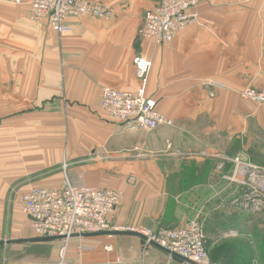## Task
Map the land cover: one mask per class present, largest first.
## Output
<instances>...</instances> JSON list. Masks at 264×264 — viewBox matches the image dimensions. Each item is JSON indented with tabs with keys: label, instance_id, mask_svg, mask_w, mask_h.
Listing matches in <instances>:
<instances>
[{
	"label": "crops",
	"instance_id": "obj_1",
	"mask_svg": "<svg viewBox=\"0 0 264 264\" xmlns=\"http://www.w3.org/2000/svg\"><path fill=\"white\" fill-rule=\"evenodd\" d=\"M22 1L0 0V264H55L64 245L37 239L21 199L32 186L61 185L64 163L72 181L123 193L114 225L201 218L214 237H252L231 217L228 177L230 158L246 157L252 139L264 144V105L240 95L264 89V0H199V23L165 45L138 35L161 0H94L115 18L71 19L64 35L33 22L32 0ZM136 58L152 62L147 95L171 127L132 131L102 109L105 87H141ZM143 244L74 239L68 264H168L156 247L144 257Z\"/></svg>",
	"mask_w": 264,
	"mask_h": 264
},
{
	"label": "built area",
	"instance_id": "obj_2",
	"mask_svg": "<svg viewBox=\"0 0 264 264\" xmlns=\"http://www.w3.org/2000/svg\"><path fill=\"white\" fill-rule=\"evenodd\" d=\"M23 4L22 0H15ZM199 0H161L148 10L139 29L140 38L158 45L170 44L185 28L199 23L194 10ZM30 18L40 25H48L54 32L64 35L72 32L69 21L75 18H93L110 21L114 11L94 0H32ZM136 75L142 82L135 92L105 87L101 106L109 118L126 123L129 129L154 131L162 126L171 127L173 120L158 111L157 101L147 95L148 75L152 62L144 58L135 59ZM244 100L264 105V89L248 87L240 92ZM233 178L246 186L249 178L262 186L264 170L246 163L243 156L235 159ZM64 181L58 186H32L23 194L21 207L30 220L32 230L40 241H62L63 255L74 239L94 236L128 235L140 238L145 247H156L171 258H178L185 264H209L206 249V234L201 218L189 221L180 228H148L143 225H114L110 216L121 205L124 195L121 191L99 189L72 181L68 176V165L62 166ZM229 178V177H228ZM264 185V182H263ZM255 213L261 203L253 206ZM244 201L242 210L249 209ZM228 236H237L230 232ZM110 250V247H106Z\"/></svg>",
	"mask_w": 264,
	"mask_h": 264
},
{
	"label": "rangeland",
	"instance_id": "obj_3",
	"mask_svg": "<svg viewBox=\"0 0 264 264\" xmlns=\"http://www.w3.org/2000/svg\"><path fill=\"white\" fill-rule=\"evenodd\" d=\"M6 114L0 112V117H4ZM9 115V114H7ZM251 151L246 153V163H250L256 167L262 168L264 170V144L259 143V140L252 139ZM8 146L0 144V152ZM243 156V155H241ZM238 156L230 158V170L233 173L235 169V159ZM64 165V164H63ZM62 165V166H63ZM228 180L232 185L235 186V193L231 194V217L240 216V222H243L244 227H246V234H252V237H229L226 238L225 235L215 236L212 234L211 228L206 232L205 223L204 229L208 244L209 253V264H264V175L262 176L261 182L253 183L248 179L245 180L246 186L240 185L238 180L233 178L232 174L229 176ZM246 201L250 208L245 210L241 209V204ZM258 202L261 203L260 211L255 213L254 205ZM261 214H263L261 216ZM260 216V217H258ZM238 221V218H237ZM218 235V234H215ZM128 236V235H119ZM118 236V237H119ZM102 237V236H101ZM109 237V236H104ZM134 237V236H128ZM256 238V239H255ZM62 242V241H61ZM64 245V243L62 242ZM152 247L146 248L143 244V254L146 256V251ZM69 255L66 251L63 255V248L61 247L55 264H68ZM168 257V264H173L174 262H179L180 264H185L179 259ZM74 258V257H72ZM76 258V257H75ZM143 258V257H142ZM80 259V257L76 258ZM144 259V258H143ZM78 261V260H77ZM170 262V263H169ZM141 264V263H137Z\"/></svg>",
	"mask_w": 264,
	"mask_h": 264
},
{
	"label": "trees",
	"instance_id": "obj_4",
	"mask_svg": "<svg viewBox=\"0 0 264 264\" xmlns=\"http://www.w3.org/2000/svg\"><path fill=\"white\" fill-rule=\"evenodd\" d=\"M94 237H101V236H94ZM94 237H92V238H94ZM102 237H104V236H102ZM86 238H88V237H86ZM90 238V237H89ZM206 249H207V251H208V244H207V238H206ZM178 259V258H177ZM180 260V259H179ZM182 261V260H181Z\"/></svg>",
	"mask_w": 264,
	"mask_h": 264
},
{
	"label": "water",
	"instance_id": "obj_5",
	"mask_svg": "<svg viewBox=\"0 0 264 264\" xmlns=\"http://www.w3.org/2000/svg\"><path fill=\"white\" fill-rule=\"evenodd\" d=\"M188 264H190V262L187 261Z\"/></svg>",
	"mask_w": 264,
	"mask_h": 264
}]
</instances>
